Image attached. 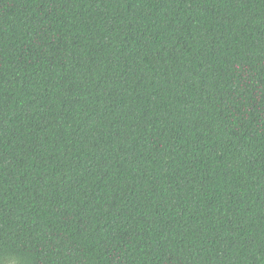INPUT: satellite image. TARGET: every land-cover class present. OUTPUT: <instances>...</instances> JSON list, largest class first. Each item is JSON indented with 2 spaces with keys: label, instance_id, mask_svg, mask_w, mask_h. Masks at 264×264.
I'll list each match as a JSON object with an SVG mask.
<instances>
[{
  "label": "trees",
  "instance_id": "trees-1",
  "mask_svg": "<svg viewBox=\"0 0 264 264\" xmlns=\"http://www.w3.org/2000/svg\"><path fill=\"white\" fill-rule=\"evenodd\" d=\"M0 264H264V0H0Z\"/></svg>",
  "mask_w": 264,
  "mask_h": 264
}]
</instances>
